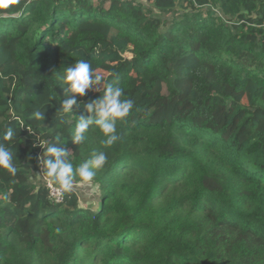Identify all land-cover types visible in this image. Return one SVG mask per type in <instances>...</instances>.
Segmentation results:
<instances>
[{
	"label": "trees",
	"instance_id": "obj_1",
	"mask_svg": "<svg viewBox=\"0 0 264 264\" xmlns=\"http://www.w3.org/2000/svg\"><path fill=\"white\" fill-rule=\"evenodd\" d=\"M145 1L0 0L17 167L0 169V264H264V0ZM81 58L101 81L64 114L60 77ZM109 84L134 102L120 139L105 147L93 122L74 143ZM48 146L74 168L105 152L97 207L79 178L53 203Z\"/></svg>",
	"mask_w": 264,
	"mask_h": 264
},
{
	"label": "clouds",
	"instance_id": "obj_2",
	"mask_svg": "<svg viewBox=\"0 0 264 264\" xmlns=\"http://www.w3.org/2000/svg\"><path fill=\"white\" fill-rule=\"evenodd\" d=\"M16 2L19 3V0H16ZM100 81L101 77L93 74L92 65L87 60L83 58L76 60L74 64L64 69L63 75L60 77V83L66 86V90L72 98L64 99L61 102L59 111L64 114L70 113L73 105L77 103L75 97L84 96L89 88L100 83ZM122 96L123 89L120 86L109 84L101 98L89 102L86 105V111L94 113L95 118L93 119L91 116L79 118L73 133V142L82 143L86 138L85 133L89 124L94 122L103 134L104 139L101 143L105 147L116 143L120 139L116 130V122L129 114L134 103L131 99H121ZM35 118L42 121L44 118L43 113L36 112ZM15 137V131L9 127L0 136V141L11 142ZM46 151L54 159L44 162L45 175L50 181L58 183L64 190L71 189L76 178H79L81 182H90L95 175V170L102 169L107 162V155L105 152L100 151L93 153L89 159L84 160L74 168L71 162L61 159L62 156L66 155V150L48 146ZM14 159L15 153L11 144L0 142V169L14 176L17 173Z\"/></svg>",
	"mask_w": 264,
	"mask_h": 264
},
{
	"label": "rangeland",
	"instance_id": "obj_3",
	"mask_svg": "<svg viewBox=\"0 0 264 264\" xmlns=\"http://www.w3.org/2000/svg\"><path fill=\"white\" fill-rule=\"evenodd\" d=\"M137 4H142L149 8L150 3L146 2L145 0H133ZM32 182L35 186H37L40 183V175L39 174H33L32 176ZM81 189L77 190V194L80 198V205L84 208H95L97 207L96 202V196H98V190L97 186L91 184L90 182H84L80 184Z\"/></svg>",
	"mask_w": 264,
	"mask_h": 264
},
{
	"label": "built area",
	"instance_id": "obj_4",
	"mask_svg": "<svg viewBox=\"0 0 264 264\" xmlns=\"http://www.w3.org/2000/svg\"><path fill=\"white\" fill-rule=\"evenodd\" d=\"M47 184V189L49 191V195L53 201V203H59L63 200V188L60 186H56L53 183H51L50 181L46 182Z\"/></svg>",
	"mask_w": 264,
	"mask_h": 264
}]
</instances>
